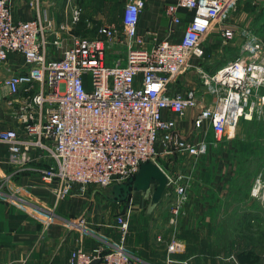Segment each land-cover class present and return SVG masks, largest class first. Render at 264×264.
I'll return each instance as SVG.
<instances>
[{
  "label": "built area",
  "instance_id": "obj_1",
  "mask_svg": "<svg viewBox=\"0 0 264 264\" xmlns=\"http://www.w3.org/2000/svg\"><path fill=\"white\" fill-rule=\"evenodd\" d=\"M239 2L169 0L166 14L175 23L181 22V8L192 10L193 16L181 40L164 39L148 47L138 31L147 0H127L121 24L103 23L93 35L72 33L73 27L63 25L67 36L59 33L39 1L34 2V18L17 20L10 0H0V62L17 53L26 68L5 78L20 120L17 127L0 129L8 161L25 169L47 158V165L38 169L41 182L58 200L90 186H117L121 191L116 197L119 244L106 249L80 242L67 264H133L124 246L131 226V206L121 207L128 197L124 193L145 164H158L164 155H187L197 161L209 153L211 142L205 134L195 140L180 127L190 110L193 130L203 133L208 122L216 142L242 118L263 113L264 43L252 25L226 24ZM80 14L75 6L73 25ZM214 27L225 42L240 38L238 54L214 72L199 70L200 84L176 89L180 78L194 68L192 58L205 57L203 41ZM53 47L61 49L59 56L53 55ZM20 94H27L26 99ZM193 172L167 176L177 194L172 224L189 198ZM185 247L182 238L173 236L168 261Z\"/></svg>",
  "mask_w": 264,
  "mask_h": 264
},
{
  "label": "crops",
  "instance_id": "obj_2",
  "mask_svg": "<svg viewBox=\"0 0 264 264\" xmlns=\"http://www.w3.org/2000/svg\"><path fill=\"white\" fill-rule=\"evenodd\" d=\"M36 1H39L42 10L54 18L59 33L64 36L68 33L61 29L63 25L73 27L79 23L73 25L74 7L77 5L68 0H10L15 19L34 18L37 14V5L34 4ZM126 2L127 0H120L123 8ZM168 2L169 0H147V6L138 23V31L145 36V45L148 47L164 39L181 40L193 16L192 10L181 8V22L175 23L166 14ZM262 3L264 4V0H240L226 24L252 25L254 5ZM68 6L72 10L71 16H60V11H66L64 8ZM50 38L53 40L54 35ZM66 39L65 44L69 45L70 40L68 37ZM231 44L237 47L233 42L222 40L218 28L214 27L203 41L205 57L192 58L194 68L180 78L175 88L185 90L200 84L199 70L214 72L234 58V46ZM228 46L233 48L231 52ZM52 52L53 55L59 56L61 49L53 47ZM25 69L23 56L17 53L10 54L7 61L0 62V129L20 125L16 116L18 105L11 103L13 94L5 83V78ZM26 97L27 94H20V99L24 100ZM190 112L191 115L194 114L192 110ZM188 118L180 122V127L189 133L192 139L197 140L205 134L211 142V125L207 122L204 128H201L203 133H199L192 130V117L190 121ZM172 157L178 159L171 167L178 169L180 174L186 175L194 171L195 178L203 169L202 165L187 155L162 156L166 160ZM0 161V264L24 260L29 264H67L72 250L86 239L79 231L82 226L77 225L81 219L95 223L109 222L112 215L120 211L116 197L121 191L117 186H90L84 193H79V189H76L71 196L58 200L41 182L38 169L47 165V158L39 159L31 168H18L8 161L7 146L0 143ZM144 166L131 180V189L124 193L128 197L122 201L121 207L131 206V229L124 246L131 253L133 264H168L167 246L171 238L177 235L175 231L178 229L170 222L172 205L177 194L174 186L167 180L170 172L163 167L161 168L166 174L160 170L153 172L151 167ZM193 183L190 188L192 196L184 205L185 213L180 218L181 229L178 230V235L184 240L186 247L182 253L174 254L176 261L173 264H222L223 248L220 238L217 240L218 216L215 210L223 187H211L212 184L203 180L195 182V185ZM85 244L88 248L98 245L88 239ZM226 261L230 264H240L237 254L227 256Z\"/></svg>",
  "mask_w": 264,
  "mask_h": 264
},
{
  "label": "rangeland",
  "instance_id": "obj_3",
  "mask_svg": "<svg viewBox=\"0 0 264 264\" xmlns=\"http://www.w3.org/2000/svg\"><path fill=\"white\" fill-rule=\"evenodd\" d=\"M68 1L74 2V5L81 9L79 23L73 26L72 33L93 35L103 23L119 25L122 22L123 6L120 0ZM64 9L66 11H60L59 15L69 18L72 14L70 6ZM252 18V27L264 43L263 3L254 5ZM240 41V38L231 41L237 45L235 47L231 44L234 50L228 46L230 52L233 50L235 53L233 57L238 54ZM225 49L227 51V46ZM193 116L190 112L188 120L190 121ZM211 137L209 153L197 160L203 169L197 173L192 182L195 185V182L203 180L212 184L211 187L214 185L223 187L221 199L217 201L215 210L218 216L217 240L219 241L220 238L223 248L222 264H230L226 261V257L244 249H253L259 254V260L253 264H264V110L251 120L242 118L233 132L232 130L228 132L221 141L216 142L214 134ZM177 159L172 157L166 160L160 157L158 164L152 162L146 164L144 168L151 167L153 172L160 170L161 173L166 174L161 168L163 167L168 173L170 172L169 175H178L180 174L178 169L171 167ZM1 192L0 189V195ZM191 196L190 192L188 200ZM184 213L183 207L176 219L177 222L173 223L174 228H178L175 234L179 238H181L178 235V230L181 229L179 222ZM117 214L112 215L109 222L85 221L81 225L82 230H79L86 236V239H83L84 245L86 246L87 239L98 244L95 246L101 245L106 249L119 244L118 239L121 234L116 221ZM176 253L171 254L173 262L176 261L174 257ZM166 260L168 264H173L168 261V253Z\"/></svg>",
  "mask_w": 264,
  "mask_h": 264
},
{
  "label": "trees",
  "instance_id": "obj_4",
  "mask_svg": "<svg viewBox=\"0 0 264 264\" xmlns=\"http://www.w3.org/2000/svg\"><path fill=\"white\" fill-rule=\"evenodd\" d=\"M259 258V254L253 249H244L237 253V259L240 264H253Z\"/></svg>",
  "mask_w": 264,
  "mask_h": 264
},
{
  "label": "bare ground",
  "instance_id": "obj_5",
  "mask_svg": "<svg viewBox=\"0 0 264 264\" xmlns=\"http://www.w3.org/2000/svg\"><path fill=\"white\" fill-rule=\"evenodd\" d=\"M234 128H232V132H233Z\"/></svg>",
  "mask_w": 264,
  "mask_h": 264
}]
</instances>
